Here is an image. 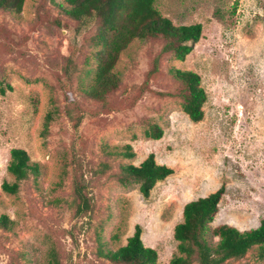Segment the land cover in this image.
<instances>
[{"label": "rangeland", "instance_id": "obj_1", "mask_svg": "<svg viewBox=\"0 0 264 264\" xmlns=\"http://www.w3.org/2000/svg\"><path fill=\"white\" fill-rule=\"evenodd\" d=\"M59 2L26 0L20 17L0 10V217L10 221L8 230L0 227V264H49L52 251L61 264H112L104 254L125 246L137 225L159 264H170L185 205L221 187L212 229L257 228L264 218V0H157L175 26L202 24V37L184 61L165 52L164 39L133 41L115 66L121 84L107 103L84 95L96 71L95 29L78 28ZM171 69L200 75L207 94L200 122L183 111L186 91ZM149 123L162 127L161 139L145 137ZM127 145L134 158L104 152ZM15 148L27 151L40 175L9 194L2 186L16 181L8 171ZM150 154L173 174L144 197L118 174ZM101 163L110 169L101 172ZM77 182L90 199L83 216L76 215ZM227 264L264 259L252 249Z\"/></svg>", "mask_w": 264, "mask_h": 264}, {"label": "trees", "instance_id": "obj_2", "mask_svg": "<svg viewBox=\"0 0 264 264\" xmlns=\"http://www.w3.org/2000/svg\"><path fill=\"white\" fill-rule=\"evenodd\" d=\"M25 1L0 0V10L20 17ZM156 1L61 0L58 3L66 16L78 24V28L92 24L90 30L95 29L91 41L94 47L92 58L97 65L93 84L84 88L87 98L106 102L108 97L119 89L121 81L114 69L121 53L135 40L164 39L165 52L173 54L180 61H184L193 51L194 44L202 37L203 25L197 23L175 26L170 19L161 15L155 7ZM157 68L158 62L155 61L148 78ZM170 72L185 88L183 111L193 122H200L204 117L203 106L207 101L200 75L179 69H171ZM2 92H5L4 89ZM49 122L50 118L47 120V127ZM163 134L162 127L156 123H149L144 129V135L148 139L159 140ZM113 150L104 152L108 157H135L131 145L114 147ZM100 165L103 173L110 169L108 163ZM8 171L16 181L14 184L4 182L3 190L9 194H17L20 182L30 179L31 176L38 178L40 166L30 163L26 150L15 148L11 150ZM171 174V168L157 164L155 155L150 154L139 166L121 165L118 179L124 186L138 184L141 194L149 197L156 184ZM84 189H87L86 184L75 183V208L78 216L85 215L91 209L90 199L84 194ZM224 192L225 188L221 187L217 192L185 205L183 221L174 231L178 253L170 264H227L231 260L245 257L252 249H257L258 258L264 259V218L257 228L248 231H240L229 225L216 229L210 226L219 212ZM9 223L7 216L0 217L1 228L8 230ZM142 233L141 226L137 225L127 244L116 251L109 250L104 254L105 259L112 264H159L157 251L145 246ZM214 237L218 238L216 244L212 242ZM49 264H61L55 251L50 254Z\"/></svg>", "mask_w": 264, "mask_h": 264}]
</instances>
